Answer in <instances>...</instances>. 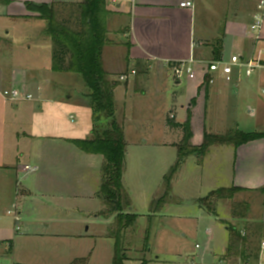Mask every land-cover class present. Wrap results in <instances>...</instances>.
Returning a JSON list of instances; mask_svg holds the SVG:
<instances>
[{"label":"crops","instance_id":"0c3cea01","mask_svg":"<svg viewBox=\"0 0 264 264\" xmlns=\"http://www.w3.org/2000/svg\"><path fill=\"white\" fill-rule=\"evenodd\" d=\"M84 1L9 0L5 2L0 0V18L6 16L19 19L31 24L30 28L38 29L39 34H42L33 40V45L26 47L28 52L32 50H35V54L36 51L39 52L35 73H55L62 76L74 74L55 71L54 42L49 35L47 23L38 19V12H32L30 6H54L60 22L74 31H80L82 11L79 5ZM221 1L107 0V10L111 13L107 30L108 24L114 23L113 33L121 34L127 42L124 45L117 44L113 37H108L109 44L102 51L106 72L109 76L116 74L113 60L108 62L112 69L109 71L103 59L105 52L109 49L124 48L126 62L129 64L141 65L144 70H153L157 75L171 74L177 91L171 96L170 117L174 116V123L177 124L178 129H181V125L186 123L191 112L193 146H200L204 132L209 133L205 124L201 133H196L195 122L199 113L207 112L208 103H212L214 98L217 99L218 105H230L229 98H235L243 91L244 96L248 98L246 102V107H249L248 113L252 117L260 113L264 114V104L259 100L264 96V69L257 71L250 78L236 74L231 84H227L222 76L217 75L213 85H209L207 90L203 87V80L206 79L203 69L206 68L207 63L227 60L234 55L249 58L253 57L257 50L264 49V27L258 36L259 39L249 34V26L255 14V0L252 11L248 14V22L245 20L246 16L239 13L230 16L227 15L228 13L225 14ZM186 2L193 3L194 8H182L181 4ZM124 17L129 21L125 28L117 25V19ZM198 21L199 29H197ZM10 33L7 31L5 35H0V42H6ZM217 40H220L221 45ZM190 61L195 62L196 78L193 81L189 80L184 72L178 80L174 76L173 65L183 64L182 66L185 67ZM16 71L10 73L0 71V92L14 88V84L20 82L23 93L33 96L30 101H35L37 96L50 104L59 102L51 79L44 84L38 82L42 80L41 77L34 76L32 81V76H29L27 71L21 79L16 75ZM132 71L136 72L133 76L138 75L137 70ZM127 74L128 71L118 76L120 78ZM129 85L128 78L125 82L124 96L129 94ZM132 89L133 87L130 95ZM252 97L254 102L251 101ZM71 98L68 97V102L65 104L71 103ZM6 101L8 100L0 94V129L3 130L0 132V264H73L81 259H87L86 264H109L111 251L113 264L114 242L111 246L112 239L108 238V233L115 221L113 218L104 219L99 216L102 210L99 194L103 160L97 163L89 162L86 157L95 160L99 155L86 154L79 150L72 143L79 139L69 138L67 135L59 139L46 136V139L34 135L32 132L35 128L32 122H28L31 125H25L21 131L9 133L6 131V118L3 117L10 108ZM235 101L238 103L237 99ZM84 106H88L87 103H84ZM29 109L35 108L32 106ZM58 109L61 110L60 107ZM74 111L81 116L82 113L84 114L83 110ZM88 111L91 113L89 109ZM72 112L68 119L72 122L79 120L75 116L76 113ZM178 116L181 120L176 121ZM117 117L119 120L122 119L119 110ZM123 118L125 121L128 120L126 116ZM85 120L86 134L93 138L95 126L93 114H88ZM182 138L183 133L178 141L163 143V146H171L177 150L176 146ZM22 143H26V151L29 153L26 155L31 161L30 164L20 163L19 154L21 150H25V147L19 145ZM231 148L232 151L226 153L228 155L225 154L228 162L225 164L222 162V155L220 157L216 155L212 159L210 171L215 177L217 176L216 178L222 175L229 178L230 185L226 188H241L243 191L238 195L254 194L262 197V221L258 223L264 226V194L260 192L264 190V139L243 145L238 149ZM214 149L208 153L203 164L194 157V164L199 171L204 169L203 165L207 157L213 155ZM79 151L86 156L82 167L75 163V158L79 160L82 157ZM189 160L190 158H187L183 163L182 172ZM26 167L36 170L26 171ZM216 190L218 189L211 192ZM16 217L19 221H16ZM222 226L223 230L218 228V238L222 239V244L218 241L216 248L211 242L210 252H202L195 256L192 264H205L204 262H211V259L216 258L219 259L218 264H223L222 257L228 245V231L224 225ZM260 250L259 264H264V249Z\"/></svg>","mask_w":264,"mask_h":264},{"label":"rangeland","instance_id":"374dc122","mask_svg":"<svg viewBox=\"0 0 264 264\" xmlns=\"http://www.w3.org/2000/svg\"><path fill=\"white\" fill-rule=\"evenodd\" d=\"M221 2L225 14L228 13L227 15L230 16L239 13L246 16L245 20L248 22V14L252 11L253 0H222ZM128 24L129 21L126 17L117 19V25L121 27L125 28ZM30 25L16 18L6 16L0 18V35H5L7 31L11 32L6 38V42H0V71L10 73L17 70L16 75L21 79L24 72L27 71L32 79L34 76L41 77L42 80L38 82L44 84L51 79L50 82L53 88L55 87L54 93L59 102L56 100V104H50L37 96H35V101H6L8 102L6 104L10 106L7 109L8 113L3 114V117L6 118V131L9 133L21 131L25 125L33 124L35 129L32 133L40 138L47 139L46 136H48L59 139V137L67 135L73 139L92 140L93 138L88 133L86 134L87 122H85L86 116L93 114L90 107L84 106L89 95L88 88L82 78L75 74L62 76L55 73H35L39 52L36 51V54L35 50L28 52L26 47L33 45V40L42 34H39L38 29L30 28ZM113 25L108 24L110 31L108 37H113L117 44L124 45L127 42L126 39L121 34L113 33ZM199 27L200 22L198 21L197 29ZM103 59L106 61L109 71L112 70L108 64L109 60L114 62L115 68L113 69L116 70V74L111 75L110 80L119 85L115 91V103L122 119L125 120L124 116L128 119L123 123L127 145L125 179L123 181L124 187L132 199V213L138 216V222L135 232L127 234L126 247L129 251L125 264H192L195 256L202 252H210L211 242L216 248H218V241L222 244V239L218 238V228L224 229L223 222L236 225L239 232L249 238L250 244L262 248L264 226L258 223L262 221L263 199L261 196L240 194L236 195L232 201H220L215 207L217 217L197 204V201L206 198L211 190L226 188L227 185H230V180L225 175L216 178L217 176L215 177L210 171L214 156L222 155V162L225 164L228 162L226 153L232 151V148L228 146L212 147L211 149L215 148L213 155L207 157L203 165L205 167L200 171L194 164V157H190L183 172L179 171L172 182V196L176 202L167 205L162 212L154 216L151 214V202L161 193L164 176L177 160V150L171 146H163V143L178 141L183 133L181 129L174 126V119L168 123L171 115L169 112L171 96L177 91V88L171 74L157 75L153 70L147 71L141 68V65L126 62V49L124 48L107 50ZM132 70H137L138 75L133 76ZM127 71L128 74L122 76L129 78L130 90L129 94L124 96L125 82H120L118 75ZM231 88L233 87L231 86ZM13 89L21 90L20 82L14 84ZM179 91L180 89H178ZM233 91L235 92V88ZM70 96L72 97L71 103L65 104ZM262 98L264 99V96ZM262 98L259 100L261 104H264ZM235 99L238 100V103ZM251 99L254 102L253 97ZM247 101L248 98L244 96L243 91L235 98H229L230 105H218L217 99L214 98L212 103H208L207 112L203 111L198 114L195 122L196 133H201L204 124L209 134L212 135H225L233 131L263 133L264 114L260 113L252 117L248 113L249 107H246ZM32 106L35 109L28 110ZM59 107L61 110L58 109ZM75 109L83 110L84 114L82 113L81 116L74 111ZM71 112H75V116L79 120L70 121L68 116ZM179 120L181 119L178 116L176 121ZM28 122L32 123L28 124ZM2 131L0 129V132ZM19 145L25 147V150H21L19 154L20 163L30 164L31 161L26 155L29 154L26 151V143ZM79 154L82 157L79 160L75 158V163L82 167L86 156L82 152ZM86 158L89 162L94 161V163L103 160L102 156L95 160ZM205 158L201 162L199 161L200 164L204 163ZM244 204L248 206L247 211ZM237 206L243 207L238 208ZM151 216L154 218L152 217L150 220ZM238 216H244V219ZM259 232L260 234H258ZM113 242V240L110 241L111 246H113ZM196 246H199V249ZM112 255L111 251L109 264H112ZM225 255L222 257L223 264H242L236 258L226 259ZM216 259L204 263L218 264L219 259Z\"/></svg>","mask_w":264,"mask_h":264},{"label":"trees","instance_id":"16d2710c","mask_svg":"<svg viewBox=\"0 0 264 264\" xmlns=\"http://www.w3.org/2000/svg\"><path fill=\"white\" fill-rule=\"evenodd\" d=\"M7 1L9 0H5V2ZM30 8L32 12H38V19L47 23L49 35L54 42L55 71L79 75L89 90L87 105L93 110L94 137L90 141L75 140L72 143L86 154L103 157L99 194L102 210L99 216L104 219H114L115 222L110 226L108 233V238L114 241L113 264H125L129 251L126 247L127 234L135 232L138 216L132 213V199L123 184L127 145L123 126L125 120H119L117 117L114 92L118 83L110 80L102 60V51L109 44L107 23L111 13L107 10V0H85L79 5V9L82 11L80 31H74L60 22L54 6L31 5ZM217 41L221 45L220 40ZM203 87L205 90L208 89L207 81ZM173 119L174 116L170 117L168 123H171L170 120ZM191 119L190 112L186 123L181 125L183 138L176 146L177 160L164 176L161 193L151 202L150 212L153 216L162 212L167 205L176 202L172 196V182L187 158L196 157L201 162L212 147L228 146L238 149L243 145L264 139V132L233 131L225 135H212L204 132L202 144L193 146L191 143L193 138ZM174 126L178 127L175 123ZM242 191L238 187L220 188L211 192L206 198L198 200L197 204L217 217L216 204L220 201H232ZM260 192L264 194V190ZM244 208L247 211V204H244ZM153 216L150 217V220ZM238 217L244 219V216ZM223 224L229 235L225 258H236L242 264H259L260 246L256 247L250 244L249 238L241 234L236 225L228 222H223ZM86 263L87 259H81L73 264Z\"/></svg>","mask_w":264,"mask_h":264},{"label":"built area","instance_id":"2783aa9c","mask_svg":"<svg viewBox=\"0 0 264 264\" xmlns=\"http://www.w3.org/2000/svg\"><path fill=\"white\" fill-rule=\"evenodd\" d=\"M182 8H194L193 3L186 2L181 4ZM264 27V0H255V14L253 15V21L249 26V31L251 34L256 36V39H259V35ZM183 64L173 65L174 76L179 80L181 79L183 73L185 72L189 80H194L196 78V69L195 62L190 61L188 64L182 66ZM203 69L206 79L203 80V83L207 81L209 85H213L216 81L217 75L222 76L227 84L234 82L236 74L240 75L243 78L252 77L257 71L264 69V50L259 49L256 51L253 57H242L238 55L230 56L227 60L215 61L207 63ZM132 75H135L136 72L132 71ZM127 76H121L119 80L121 82L127 81ZM1 96L11 102L19 101H30L33 99L31 95H25L19 89H4L0 92ZM173 118V116H171ZM26 171H35L36 169L26 167ZM16 221H19V218H15ZM199 246H197V249ZM262 249H264V243L262 244Z\"/></svg>","mask_w":264,"mask_h":264}]
</instances>
